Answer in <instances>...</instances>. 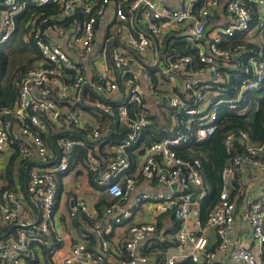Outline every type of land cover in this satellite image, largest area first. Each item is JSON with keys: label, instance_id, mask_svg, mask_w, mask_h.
<instances>
[{"label": "built area", "instance_id": "2783aa9c", "mask_svg": "<svg viewBox=\"0 0 264 264\" xmlns=\"http://www.w3.org/2000/svg\"><path fill=\"white\" fill-rule=\"evenodd\" d=\"M197 1L179 0L177 8L169 9L158 6L156 0H0V45L6 43L14 34L15 17L28 8L56 6L59 9L57 16L42 18L39 24H36V19L29 22L30 29L24 41L31 40L34 43L41 56V64L20 79L18 100L13 109L0 112V152L6 151L14 142L8 133L3 112L11 113L21 125L20 133L27 142L19 144L21 161L30 158L33 152L42 160L47 156L43 141L25 122L40 127L44 118L53 124H72L80 131L86 132L90 140L100 137L98 128L87 124L68 106L60 105L58 100H69L71 104L82 102L87 81L82 73V65L74 61L70 53L74 51L77 59H83L93 52L97 24L106 15L113 16L116 27L112 32V40L107 39L99 45L98 59L89 61V65L93 64L92 67L96 68L97 75L86 87H91L96 100L87 106L108 115L112 114V108L105 101H117L125 97L128 106L137 103L141 109H146L145 96L136 78L125 79V75L127 77L128 73L133 72L127 69L129 58L126 56V50L137 56H146L152 52L150 49L153 46H158V49L161 47L162 37L174 27H186L189 38L201 37L205 32L210 12L218 6V0H204L202 6L196 9ZM248 6L254 7L257 14L253 26ZM225 9L233 22L214 34L207 49L198 50V62L203 67L201 70L193 69V60L189 56L177 58L175 61L168 60L160 67L165 81L171 85L170 89L180 88L184 93L183 98L176 95L168 97L167 107L172 110L168 113V118L173 126L174 137L162 139L146 147L140 160L139 178L169 188L173 184L176 185L167 195H144L140 199H151L159 214L171 212L174 219L180 223V228L175 234V252L166 260L163 258L161 264H179L187 256L193 264H214L217 252L228 254L235 264H260L254 252L233 244L229 237L235 223L237 203L244 194L243 175L248 172L251 175L264 174V160L259 157L264 153V145L252 141L245 132H229L225 136L226 153L235 151V144L242 151L234 154L221 172L223 185L218 204L204 222L195 216L191 226L188 221L197 213L200 200L205 195L202 191L204 181L198 163L191 164L176 152L177 147L184 145L192 137L204 140L214 135L217 130V109L226 106L235 110L245 92L259 90L264 83V0H230ZM251 32L257 35L260 44L258 51L248 50L250 55L247 57H244L246 50L242 44L220 47L221 35L232 38L238 33ZM248 34L240 41L252 43L253 40L248 39ZM68 36L71 39V48L66 49L56 44L55 39L63 40ZM113 40L123 43L124 49L113 51ZM109 60L113 63L111 70L108 66ZM99 63H102V69H99ZM237 64L242 66L247 77L238 81L235 97L215 100L216 95H207L206 85L212 89L213 85L227 81L230 77L228 70L236 69ZM199 72L205 73L207 80H202ZM67 73L74 75L70 83H66L64 79ZM180 77L184 78L181 84ZM157 81L150 79L148 87L153 96L161 102L162 94L157 90ZM216 93L220 96L219 92ZM188 101H193V106H189ZM180 115H185L188 119L181 123ZM134 116L135 119L130 118L127 107L118 109L119 122L126 127L127 133L115 147V159L108 165L107 173L98 176L100 166L97 158L91 152L87 156L90 170L97 175L96 184L105 188L109 196L121 201L127 198V194L139 181L126 178L125 184H121L117 179L119 172L128 167L127 152L138 145L145 124L142 115L135 112ZM57 146L59 153L55 164L45 169H33L28 173L26 191L36 203L39 214L37 224L26 213L22 216V221L19 220L21 206L14 192L5 190L0 193L3 222L20 226L14 241L0 245V264H21L25 257L30 256L31 243L41 242L40 235L50 236L56 203V176L68 169L77 142L73 139H61ZM235 177L239 180L236 182L234 196H231L233 189L230 185ZM189 187L199 188V192H186ZM76 207L86 210L82 203H77ZM244 208L243 219L248 223L256 244L262 246L264 196L251 198ZM106 213L113 214L116 224L130 218V212L118 205H112L106 209ZM98 228L96 226V229ZM209 229H214L216 235L217 245L214 250L208 248L204 237V232ZM156 232L154 223L130 224L125 243V258L115 264H147L148 258L140 252L139 247ZM101 247L100 254H92L87 251L85 244L79 243L62 258L61 264H107L104 259L109 251L107 241L101 240ZM54 251L52 248L51 253Z\"/></svg>", "mask_w": 264, "mask_h": 264}, {"label": "crops", "instance_id": "0c3cea01", "mask_svg": "<svg viewBox=\"0 0 264 264\" xmlns=\"http://www.w3.org/2000/svg\"><path fill=\"white\" fill-rule=\"evenodd\" d=\"M229 1L230 0H218V6L210 12L207 18L205 32L201 37L197 39L189 38V34H187L189 32L186 27H174L170 32H167L162 37L163 40L161 42V47L165 40V37L168 36V38H172L168 42L169 46H171L175 42L186 39L188 43H190V45L192 47H195L197 50L207 49L213 40L212 38L214 34L218 33L223 27H226L233 22L232 18L227 14L225 9V6ZM156 2L158 6L167 7L169 9H175L179 4V0H156ZM248 7L250 8V6ZM115 27L116 23L115 21H113V16L106 15L105 17L101 18L97 24V33L95 37L93 52L83 59H77L75 57L74 51L70 53L73 60H76L80 65H82V73H84L83 75L86 77L87 81L86 86L90 85L91 81L94 80V77H96L97 75L95 71L96 68L92 67L93 64L89 65V61L92 62L94 58L95 60L98 59L97 56L100 51L99 45L105 42L107 39H111L112 32L114 31ZM255 36L256 35L251 32L248 34V39L251 38V40H253L252 44L259 46L260 40ZM175 38H178L180 40H176ZM223 38L224 36L221 35L222 42L224 41ZM55 42L56 44L61 45L63 48H71V39L69 36L63 40L55 39ZM124 47L125 46L121 42H115L114 40L111 41V48L113 49V51L123 50ZM161 47L159 49H161ZM159 49L158 46H153L152 49H150L152 50V52L150 51L146 56H137L132 51H128V49L126 50V56L129 58L127 69L129 71H133L131 73H128V75L130 74V78H136V81L140 84L142 93L145 96L147 108H153L158 103H161L157 100V98L153 96L152 91L149 89L148 83L151 78L147 77L145 73V66L147 65L152 67L154 70H157L163 65V63L159 61L157 56ZM102 68V63H99V69ZM199 76L202 80H207L205 73L199 72ZM157 83V90L159 92L163 90L170 91L171 85L169 83L167 85H164L163 89H160L161 87L159 81H157ZM86 86L84 87V89H91L90 86ZM210 89L211 86L209 87L207 84L205 88V92L207 95H219L216 93L217 91H212ZM84 95L86 97V93ZM164 95H166L167 97L172 96V94H162V96ZM93 100L94 99H87V97L84 100L83 96L82 102H84L85 105H88V103L90 102H95ZM76 104L77 103H72L70 105ZM70 109L72 110L71 107ZM72 111L77 116L82 118L87 124H90L94 128L99 129V125L87 112H84L81 109H74ZM3 114L4 122L8 128V133L10 137L14 139V142L13 144L8 146L6 151L0 152V193L5 190L14 192L17 195L19 201L18 203L21 206V210H19V220L22 221V216L24 217V213H26L32 219H34L35 223L37 224L39 221V214L36 203L31 199V197L27 195L26 191L28 174L27 177L22 178L21 172H23V170L25 169L24 165L27 164V167L32 166L29 169L28 173L33 169H45L55 164L57 162L58 153L55 155L51 150L46 148L47 156L42 160L35 152H33L32 156L26 159L23 165L21 163L22 161L19 155L18 148L19 144L27 142L20 133L21 125L11 113L8 114L3 112ZM80 114L82 115V117L80 116ZM55 125L56 127L62 126L61 124ZM38 128L41 129L42 133L48 135V132L45 130L43 124ZM54 129L55 127L53 128V131H55ZM44 145L45 147H47L45 143ZM136 147L137 146L132 148L131 152L129 150L130 153L127 152V155L130 154L131 157H133L134 164L130 165L129 162L128 167L120 171L117 175V179L121 184H125L126 178L139 180L127 194V198L125 200L121 201L109 196L106 193L105 188L99 187L96 184V181L95 183H91L88 179V170L85 169L82 165H78L74 169L56 176V208L54 207L53 210L52 225L50 227V236L48 238L49 242L47 244V248L52 249L55 246H58V248L55 249L53 253H51L52 255L48 263L45 261L41 252L37 250V264H61L62 258L75 245L79 243L85 244L87 251H89L90 253L100 254L102 251L101 240L107 241L109 245V251L104 257L105 262L107 264H115L116 261L125 258V243L128 239V228L130 224L143 223H154L155 227L157 228L156 234L145 239L139 247L140 252H142L148 258L147 264H161V262L158 258H156L155 255H146V253L153 247L157 240L166 243V249L162 253L165 260L172 254H174L176 244L175 234L180 228V223L174 219L171 212L159 214L151 199L140 201L141 197L144 195L154 196L159 193L167 195L171 192L172 188L149 183L139 178L140 160L145 148L140 153L141 147ZM16 150H18V152ZM15 152H17L18 154L15 169L10 176H7L5 174V171L10 158ZM96 153L99 159L97 162L100 166L98 176H101L107 173L108 165L115 159V147L104 146L102 156L99 151H97ZM87 164L90 169L88 160ZM70 174H73L72 180H70ZM242 178L245 184L244 194L237 203L235 223L229 238L233 244L254 252L258 257L260 264H264V244L262 246L256 244L248 223L245 219H243V209H245L244 206L246 205V202L251 198L264 196V174L251 175L248 172L246 175H243ZM77 203H82L86 207V210L83 211L81 208H77ZM112 205H118L123 209H127L130 212L129 220L120 224L114 223L113 214L106 213V209H108ZM72 213H74L73 216L71 215ZM195 216L199 217V209H197V213H194L190 221H188L189 226H191L193 218ZM2 218L3 217L0 211V245H5L15 240L20 226L19 224L15 223L7 224L3 222ZM159 223L162 225V228L158 227ZM176 224L178 225L177 228L175 230H172L173 228H175ZM96 226H98L99 228L96 229ZM171 231L174 232L171 233ZM204 237L207 240L208 248L214 250L217 245L214 229L206 230L204 232ZM184 260L191 261L187 256L183 258L179 263ZM21 264L26 263L24 260H22ZM214 264L235 263H233L228 254L225 255L217 252Z\"/></svg>", "mask_w": 264, "mask_h": 264}, {"label": "trees", "instance_id": "16d2710c", "mask_svg": "<svg viewBox=\"0 0 264 264\" xmlns=\"http://www.w3.org/2000/svg\"><path fill=\"white\" fill-rule=\"evenodd\" d=\"M204 0H198L195 8L198 9L202 6ZM251 16L253 21L251 26L254 25L257 15L255 14V8L250 7ZM59 9L56 6H44L39 8H28L20 15L16 16L15 31L11 38L4 44L0 45V112L12 110L18 100L19 94V81L20 79L30 70L41 64V56L39 51L35 47L34 43L30 40L25 42L23 40L24 35L28 34L30 29L29 22L31 19H36V24L40 23L42 18H47L53 15H57ZM65 23V22H64ZM248 33H238L232 38H223V42L220 47H233L238 44H242L246 50L244 57L250 55L248 50L258 51L259 46L253 45L252 43H243L240 39ZM257 37V35L255 36ZM172 38L165 37L161 49L158 51V59L161 63H166L168 60L175 61L177 58L189 56L193 60L192 67L194 70H201L203 67L199 64L197 54L198 50L192 47L186 39L175 42L169 46L168 42ZM176 40H180L175 38ZM111 52V48H110ZM11 54L16 55L17 59L14 58L10 61ZM236 64V62H235ZM110 70L113 69V63L109 60L108 64ZM145 73L147 77L153 81H157L155 71L149 65L145 66ZM230 77L227 81L221 84L213 85L212 91H217L220 96L215 97V100H228L235 97V87L239 80L246 78L247 75L243 72L242 66L237 64L236 69L228 70ZM130 74L125 75V79H128ZM74 78L72 74H66L65 82L70 83ZM164 79V77H163ZM184 78L179 79L181 84ZM162 85H167L165 79ZM87 99H95L92 89L85 88ZM161 94L176 95L180 98L184 97V93L180 88H173L170 91H160ZM262 95V96H260ZM84 95V100H85ZM58 102L62 106L71 107L74 109H81L87 112L99 125L100 137L96 140H90L86 132L80 131L75 126L69 123H63L61 127H56L55 124L49 122L46 119H42L43 126L48 132L45 135L41 132V129L28 125L29 129L35 132L41 140L46 144V148L51 150L55 155L59 153L57 143L61 139H73L77 142V146L74 148L72 156L70 158L68 169L64 172H68L74 169L78 165H82L88 170V179L91 183H95L97 175L90 171L87 164L88 153L91 152L98 159L97 151L102 156L104 146L116 147L126 135L127 129L124 125L120 124L118 119V109L120 107H127L129 110L130 118L135 119L134 113L137 112L144 117L145 124L142 127L140 140L136 148H140V153L146 147L151 146L153 143L159 142L165 138H173L174 130L172 123L168 118V113L172 112L169 107H164L161 103H158L153 108L141 109L140 105L133 103L127 105L125 103V97L117 101H105L107 105L111 106L112 114L105 115L84 104V102L77 103L76 105H70L69 100H61ZM187 104L193 106V101H188ZM76 106V107H74ZM217 114V130L211 137L198 140L195 137L182 146L176 148L177 154L185 161L194 164L198 163L200 175L203 178L204 186L202 191L205 195L200 200L199 206V217L204 222L211 210L215 205L218 204L219 194L223 185L221 179V172L225 166L229 164V159L234 154L241 153L242 149L235 144V151L232 150L230 154L226 153L224 145V138L229 132H245L254 142H258L264 145V83L259 90L247 91L243 94V98L237 103L235 110H231L226 106H221L216 111ZM188 117L185 115L179 116V121L184 123ZM55 127V131L53 128ZM238 147V148H236ZM18 152V150H16ZM15 152L10 158L7 165L5 174L10 176L18 159V154ZM129 152V150H128ZM131 152V149H130ZM129 152V153H130ZM105 156V155H104ZM129 156L130 165L134 164L133 157ZM261 160H264V153L259 156ZM101 161V160H100ZM22 164L24 161L21 162ZM24 165V164H23ZM25 169L21 172V177H27L28 171L32 166L24 165ZM102 167V166H101ZM103 168V167H102ZM21 170V169H20ZM59 178V177H58ZM238 177H235L230 185L233 191L231 196H234L236 191V182ZM186 192L197 194L199 188L189 187ZM56 208V205H55ZM177 224L175 230L177 228ZM159 228L162 225L158 224ZM174 231H171V233ZM49 237L39 236L41 242H34L29 245L30 256L25 257L24 261L26 264H37V250L41 252L45 261L48 263L51 258V249L47 248ZM166 243L157 240L153 247L146 253L148 256L155 255L160 262L163 261L164 256L162 253L165 251ZM55 246L54 249H57ZM154 253V254H153ZM179 264H193L191 261H182Z\"/></svg>", "mask_w": 264, "mask_h": 264}, {"label": "rangeland", "instance_id": "374dc122", "mask_svg": "<svg viewBox=\"0 0 264 264\" xmlns=\"http://www.w3.org/2000/svg\"><path fill=\"white\" fill-rule=\"evenodd\" d=\"M15 59H17L16 55H13L11 54L10 56V61H13ZM155 74H156V77H157V80L159 81L160 83V89H163L164 85H162V82H163V77H162V74H161V71H160V68H158L156 71H155ZM162 85V86H161ZM80 116L82 117V115L80 114ZM71 177H70V180H72L73 178V174H70Z\"/></svg>", "mask_w": 264, "mask_h": 264}, {"label": "water", "instance_id": "95a60500", "mask_svg": "<svg viewBox=\"0 0 264 264\" xmlns=\"http://www.w3.org/2000/svg\"><path fill=\"white\" fill-rule=\"evenodd\" d=\"M211 75H213V73H211ZM168 102H169V98L166 97V96H162V98H161V104H162V106H167V105H168ZM171 188H172V189H175V188H176V185L173 184V185L171 186Z\"/></svg>", "mask_w": 264, "mask_h": 264}]
</instances>
